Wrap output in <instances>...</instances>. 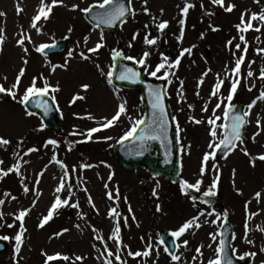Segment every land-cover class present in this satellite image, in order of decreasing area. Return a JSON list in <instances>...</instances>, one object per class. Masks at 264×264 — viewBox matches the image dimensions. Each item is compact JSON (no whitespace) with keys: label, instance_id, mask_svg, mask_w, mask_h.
I'll return each mask as SVG.
<instances>
[{"label":"rangeland","instance_id":"rangeland-1","mask_svg":"<svg viewBox=\"0 0 264 264\" xmlns=\"http://www.w3.org/2000/svg\"><path fill=\"white\" fill-rule=\"evenodd\" d=\"M62 2H64V10H57L58 13L57 11L54 13L55 18H49L44 27H40V34H37L36 30L31 27V20L37 14L40 0H0V12L5 13L4 16H0V29H3L0 33L3 36V43L0 44V85L6 89L11 87L19 70L25 69L15 100L0 93V137L10 141L8 145L0 146V161H3L0 169L7 171L19 165V175L9 172L7 176L0 178V199L5 201L3 205H0V212L3 213V219L0 220V225H2L0 236L14 237L20 225L19 221L14 220V214L30 209L23 221L26 231L23 233V244L19 254L14 251V239L9 240V252L7 255H0V264H45L46 256L57 253L69 259L48 261L47 264H105L108 259L107 254L104 253L105 245L109 251L116 250V244L108 237L117 220L121 228V253L119 255L121 258H126V264H144L149 261L151 254H153L149 261L151 264H173L163 257L161 247L154 243L160 241L162 233L176 231L186 220L196 217L202 209L207 211L215 209L224 213L222 210L228 211V207L230 210L227 214H230V219L235 223L233 245L237 250L236 254L240 256L244 252H255V257L245 259L249 264H264V252L260 251L264 247V199L260 198L259 202L257 200L251 202L249 198H246L254 195L251 193L257 185L256 179L260 183L257 188L259 192L262 189L261 193L264 196V161L256 159L254 168H251L252 158L264 154V100H257L253 106V126L250 128L248 141L241 144L230 155L232 161L227 165L232 170L238 169L236 179L240 177L233 189L229 187L233 185V172H227L226 175L223 162L219 161V167L223 168V184L219 199L217 197L218 200H212L211 197L203 195L211 183L208 162L207 170L202 177L208 178L207 186L201 185L199 192L194 189L188 190L187 198L179 197L180 186H165L162 183L157 187L158 183H151L152 179L148 175L140 172L125 173L120 168L112 154L106 151L109 146L114 147L118 144L119 139L114 135V131L108 134L109 131L103 129L94 133L91 139L86 136L88 129L100 127L105 118H109L115 112L114 108L118 105L115 106L116 98L120 99L127 109L126 115L120 122L121 125L143 117V106L139 95L125 90L121 91L118 97V90L113 88L114 94L112 95L115 99H112L111 93L105 89L107 81L105 74L111 66L110 56L114 50L118 51V46L124 45L127 54H135L134 51H139V44L149 31V38L157 40L155 45L144 44L145 51L150 52L147 60L151 61V70L161 63V53L169 57L171 61L176 59L182 49L191 48V53H185L181 58L182 63L180 62L178 68L171 70L175 72V75H169L168 80L173 82L171 91L174 101L172 103L180 114L178 116L184 131L180 148L189 153L186 164L192 168L190 176L193 172L199 174L202 157L211 149L208 147L211 137L207 136L210 129L207 120L213 117L214 110L215 115L222 112V104L227 97V88L232 82L230 77L232 58L234 59L240 53V50L236 48L231 54L227 52L229 47L227 41L232 40V43H239L237 40L241 33L237 31L235 25L240 23L241 14L246 13L245 19L248 11L261 13L264 11V3L261 2L264 1L259 0L260 3H257L256 0H224L225 6L235 5L231 12H226L224 8L211 3V0H147L146 4L144 0H133L135 15L131 14L132 16L118 35L120 37H114L115 39L108 34L91 32L92 29L85 26L84 19L81 17L80 9L93 2H99V0H87L86 3L81 0H71V7H67L68 0H62ZM48 3L49 1L45 4ZM185 3L194 5L186 16L182 14ZM74 4H79L80 8L72 10ZM18 6L22 9L19 13H17ZM145 7L148 9V18L143 11ZM180 19H185V25L183 38L178 41ZM161 21H168V26L164 29L166 33L159 31L156 27ZM255 22L261 23L259 20ZM145 25H147L146 28ZM212 27L218 30L212 31ZM69 28L72 29L71 32L68 31ZM144 29L145 32H142ZM136 32L140 35V39L138 38V41L134 43L132 37ZM22 33L30 36L32 40V43L25 42L28 48L26 56L17 45V40ZM242 34H247L245 40L252 45V49H255L254 45L258 39L256 34L248 33V31ZM101 35L107 42L106 45L110 43V46H106L102 54H90L88 49L100 42ZM84 36L88 39L87 44L84 43ZM63 37H71L73 41L71 48L63 55L46 58L34 50L41 43L49 44ZM131 42L136 48L134 51L129 47ZM259 49H264V43ZM69 51L73 53L71 57H68ZM81 52L89 59H82ZM256 53L258 54L257 60L254 57ZM256 53H253L255 62L248 69L246 68L245 72L243 71L244 79L241 78L242 75L236 78L239 84L250 82L244 94L248 105L256 100L261 91H264V79L260 78V71L264 69V53H258V51ZM22 57L28 61L26 65L22 62ZM65 60H67L66 66H64ZM56 65L60 67H55V71H52ZM248 71H252L253 76L249 77ZM163 72L162 69L159 74ZM205 72L207 75L203 76ZM217 75L224 83L218 95L213 98L210 94L217 82ZM41 76L43 79H39ZM33 77L38 78L37 87H42L44 80H47L52 87H59V91L49 92L55 97L61 109L63 127L59 133L49 132L44 127L41 129L40 120L28 115L24 105L19 103L24 89L30 85ZM90 77H92L91 80ZM201 79L203 83L198 86V81ZM181 81H183L182 87ZM90 82L94 83L95 93L89 89ZM85 84L89 85L86 90L82 88ZM73 92L79 95L85 92L89 98L84 96V99H78L73 103V97L76 96L72 94ZM221 101V107L218 110L216 104ZM205 105L207 111L202 110ZM110 106L111 110L105 115L106 109ZM88 116L92 119H88ZM190 117L202 120V125L197 126L189 119ZM257 119L260 120L263 128L260 135H256L259 131ZM74 132L75 135H73ZM107 137L111 139H106ZM217 138H220L219 132ZM49 139H55L58 146L45 147ZM30 148H36L37 151L28 153ZM241 149H246L250 155H244ZM54 155L56 160L67 166L68 170L65 188L59 193L55 189L59 186L65 169L53 161ZM213 163L215 162L210 161V165ZM82 165H91V167H81ZM73 167L75 171H72ZM110 170L116 172V181L108 180L107 175ZM197 179L193 176L188 179V182L195 183ZM22 183L29 188L27 194L23 191ZM244 184H246L245 189ZM68 185H71L70 197ZM117 190L118 198L117 194L114 195ZM154 190L156 195L162 194L163 196L155 197ZM240 191L244 195L243 198L240 197ZM5 192L10 193V196L5 197ZM109 192L114 195L112 201L107 200L106 195ZM57 196L61 200H68V203L61 206L54 213L53 219L43 228L38 227L39 221L47 215ZM199 196L204 197L207 203L205 200L200 202ZM89 197H91V202H89ZM193 197L196 199L191 202L190 198ZM214 200L217 201L214 202ZM223 202L226 206L224 205L221 209ZM245 203L247 206L250 205V211L248 208L247 212L245 211ZM72 204H78V207H71ZM157 206L159 209L163 208L164 211L173 213L169 222H159L162 215L155 214ZM112 208L119 213L115 219L109 216V210ZM60 210L64 213L56 216ZM253 213L258 214L253 216ZM125 217H127L126 224L124 223ZM168 218L169 216L165 217V219ZM210 219L209 224H205L198 231L193 228V231L187 233L189 235L180 239L182 249L177 254L180 260L174 264H208L209 259L215 258L214 249L217 243L213 244L209 238L210 233L213 232L211 229L213 219ZM246 221L247 239L253 241L252 244L244 242ZM8 224H14V227L9 228ZM63 229H68V231L63 232ZM58 232L62 234L57 236ZM183 241L188 242L186 246ZM209 244L212 247H209ZM198 247L201 253L196 252ZM128 251L133 253L149 251L150 255L132 257L127 255ZM77 256L82 259L76 260ZM110 259L112 264H119L114 257Z\"/></svg>","mask_w":264,"mask_h":264},{"label":"snow or ice","instance_id":"snow-or-ice-1","mask_svg":"<svg viewBox=\"0 0 264 264\" xmlns=\"http://www.w3.org/2000/svg\"><path fill=\"white\" fill-rule=\"evenodd\" d=\"M256 2L258 3L259 0H256ZM62 4V0H51V4H45V0H40V6L37 9V14L34 15L32 17L31 20V27L33 29L36 30L37 34H40V28L37 26L38 22L41 21V19L43 18V20H48L50 13L52 11V7L56 6L57 4ZM144 3H147V0H144ZM211 3L215 4V5H219L220 7L224 8V11L226 12H231L233 10V8L235 7L234 4H228L227 6H225L224 4V0H211ZM131 5V0H128V3L126 4L124 2V0H99V2L89 5L86 8L80 9V11L88 14V13H92L94 8H99L102 9V12H98L95 15H93L91 18L95 21H98L97 23V27L99 26V24H112L117 20H121L122 18L126 17L128 14H132L133 16L135 15V12L131 9L130 7ZM194 7V5L190 4V3H185L184 7L182 8V14L184 16L187 15L188 11L190 8ZM201 7H203V5H201ZM78 8V5H72V10H76ZM20 11H22V9L18 6L17 7V13H19ZM143 11L145 13H148V9L147 7H145L143 9ZM246 13H242L241 17H240V23L235 25L237 31L239 33H241V35L239 36L240 41L244 44V48L242 50V52L244 54H241L238 58H236L235 60V65L234 68L231 70L232 73L236 76H239L240 70H241V65L244 63L245 60V54L247 53V41L245 40V36L242 34L244 32H247L248 30H255V31H260L259 27H253V21L259 20L262 24H264V11H262L259 14L256 13H252L248 19L247 22H245L244 16ZM5 13L0 12V16H4ZM155 19V18H153ZM179 24H180V36L177 38L178 41L182 40L183 38V34H184V25H185V19H180L179 20ZM168 26V21H161L160 23H158L156 25L157 29L161 32L164 31V29H166ZM145 27H147V25H145ZM218 29L215 27H212V31H217ZM69 32L72 31L71 28L68 29ZM3 32V29H0V33ZM138 33L134 34L132 37V40L134 41L137 37ZM201 37H203V34H201ZM235 39V38H233ZM28 43H32L31 37L26 35V34H21L20 38L17 40V45L21 48V50L24 52L25 56L28 54V48L25 46V42ZM103 36L101 35L100 37V42H98L94 47L89 48L88 52L91 53H95L98 52L100 48H102L103 45ZM3 43V36L0 35V44ZM84 43L87 44V37L84 38ZM157 43L156 38H149L148 35H146L144 37V44L146 45H155ZM228 45H232V40L227 41ZM55 44L49 45L46 43H41L38 46H36L34 48V50L37 53H40L42 55H46L45 50L55 47ZM132 45L129 44V47H131ZM235 48L237 50H241V44L237 43L235 44ZM258 53H264V49H258L257 50ZM185 53H191V48H186V49H182L178 56L176 57L175 60H169V57L165 56L163 53H161V63L157 64L155 69L152 70L150 72V75L153 77H156L157 79H168L169 75H175V72L171 71L172 69H176L178 68L180 62H181V58L185 55ZM72 51L68 52V57L72 56ZM122 53L118 52V51H113L112 54V58L113 60H115L117 57L121 56ZM150 52L149 51H145L142 54V57L139 58L138 60H136V58L132 57V56H125L124 59L127 60H133L136 63H139L143 68L147 69L148 65L146 63L147 58L149 57ZM80 56L82 59H89V57L87 55H85L83 52L80 53ZM22 62L26 65L28 63V61L26 59H24L22 57ZM67 64V60H65V65ZM55 67H60V65H56L53 67L52 71H55ZM97 67H99V65H97ZM250 67V65H249ZM164 70L163 75L162 76H157V73H160L161 70ZM25 74V69L21 68L19 70L18 75L15 78V82L11 85V87L9 88H5L3 85H0V93H4L8 96H10L12 99H16L17 98V92L19 90V86L21 83V78L24 76ZM139 72L133 70L132 68H126L123 71H121L120 75L118 76V79L120 80H131L133 83L137 82V80L139 79ZM203 76L207 75V72L202 74ZM247 75L249 77L253 76V72L252 71H248ZM106 76L108 78V83L111 84L112 83V76H113V71L110 70L106 73ZM260 78L264 79V69H261L260 71ZM5 80L7 79L6 77L4 78ZM37 77H33L31 83L29 86H27L24 89L23 95L20 97L19 99V103L22 105H26L29 102H34L33 98H40V97H44L46 95L49 94V92H57L59 91V87H52L51 85H49V83L47 82V80L43 81V86L42 87H37ZM39 79H43V77H39ZM181 83V87L183 86V81L180 82ZM203 80L201 79L200 81H198V86L199 84H202ZM224 81L222 79L219 78V75H217V82L214 85L212 92H211V96H217L222 85H223ZM239 81L238 80H234L231 83V87L229 90V94L226 97L227 101H232L233 99V94L236 92L237 90V85H238ZM89 87V85L85 84L82 85V88L84 90H86ZM149 96L152 97L151 100V107L153 109V114H152V120L148 123L147 127L143 128L140 133L139 136H136L137 133V129L145 124V121L143 119H137L132 123V127L126 131L124 133L123 136L120 137V140L118 142H123L126 140H129L130 138L136 137V139L141 141V146H140V150L137 151V155H142L143 151H144V141L147 140H151V141H160L161 144H164L167 140H168V114L166 112V108L164 105V95L165 93L161 90V89H153L151 88V86H149V92H148ZM199 93H197L198 95ZM180 95H183V93H180ZM78 99H84L83 96H74L73 97V103L78 100ZM53 102H55V97H52ZM257 100H264V91H261L259 96L256 98V100H253L252 103H250L248 105V109L250 110L256 103ZM221 102H218L216 104V108L219 109L221 107ZM35 107L38 108H43V112L44 115H48L49 112V107L47 105V102L45 101H40L39 103H34ZM191 107V106H190ZM230 109H231V105H229L228 107H226L224 109V113H223V119L225 121V123H221V124H217L216 121L220 120L221 117L220 116H216L215 115V110L213 111V117L208 118L207 120V124L210 125V129H209V136L211 137V140L209 142L208 147L209 148H220L221 146H223V148L225 150H235L237 147V143L236 142H241V129L244 127L245 123H246V118L250 115V111H245L242 114H235L232 115L230 113ZM203 111H207V106L205 105V107L202 109ZM126 113V107L124 103H121L118 106V109L116 111V113L111 117V119H107L105 118L104 123L100 126V127H93L91 129H88L86 132V136L88 139H91L93 134L101 131L103 129H107L109 127L114 126L115 122L119 120L120 116L122 114ZM28 115H33V113L28 112ZM88 119H92L91 116L87 117ZM174 119V118H173ZM192 122L196 123V124H200L203 123L202 120H195L194 118H189ZM257 123V127L259 128L260 126V120L257 119L256 121ZM43 128V125L41 126V129ZM218 129L222 130V138L219 139V141L217 142V136H218ZM176 130H177V142H179V132L181 131L179 125H176ZM76 133L74 132L73 135H75ZM256 135H259V132L256 133ZM106 139H111V137H107ZM10 143L9 140L4 139L2 137H0V146L3 145H8ZM48 145H52L54 147L58 146V142L55 139H49L46 141L45 143V147H47ZM244 152V155L248 156L250 155L246 149H241ZM37 151L36 148H30L28 149V153L30 152H35ZM28 153H25L26 155ZM214 156V153L211 152H206L204 153L202 160H201V167L199 170V175H200V179H197L195 181V183H189L186 180H181L180 181V189L181 192L184 193L185 195H187L186 189H194L195 191L199 192L200 191V186L203 183V179L202 177L204 176L206 170H207V162L209 161L210 158H212ZM53 161H55L57 164L60 165V167L65 169L64 175L60 178V184L59 186L55 189V191L57 193L61 192L64 188H65V184H66V178L68 177V170H67V166L64 165L61 161L56 160L55 155L52 157ZM258 159L260 161H264V154H261L257 157H253L252 158V163L253 166L254 165V161ZM3 161H0V164H2ZM81 167H91V165H82ZM213 168H216L215 163H213L212 165ZM75 167H73L72 171H75ZM9 172H15L17 175H19V165L17 164L16 166L9 168L7 171H5L4 169H0V178H3L5 176H7L9 174ZM42 175V173H41ZM235 176V170H233V177ZM109 179H111V175L109 176ZM220 176L217 170V175L215 176V178L212 180L210 186L207 188L206 191L203 192V195L206 197H213L217 194L216 189L218 186V182H219ZM38 183V181H37ZM22 187H23V191L25 194H27L29 192V188L26 185H23L22 183ZM105 187H107V185H105ZM86 191V189H85ZM68 193H69V197L71 196V185H68ZM153 195H156L155 190L153 191ZM4 196H10V193L5 192ZM261 194L259 192H257L255 194V198L257 199V201L259 202V198H260ZM117 198H118V190H117ZM12 199H15V197H12ZM108 199H113V195L111 192L108 193ZM195 201V197L192 198ZM4 200L0 199V205L4 204ZM89 202H91V197H89ZM68 203V200H61L59 196H57L54 200V202L51 204L47 215H44L42 217V219L39 221L38 227L43 228L50 220L53 219V215L54 213L63 205H66ZM205 203H207V201H205ZM71 207H78V204H72ZM159 206H157V211H159ZM30 211V209H24L19 211L18 214H14V220L15 221H19L20 225H19V231L16 233V235L14 237H9L7 235L4 236H0V240H11L14 239L15 244H14V251L15 253L19 254L22 244H23V233L26 231V229L24 228V217L28 214V212ZM129 211H131V208H129ZM245 211L247 212V203L245 204ZM214 213L213 212H208L207 215L208 216H212ZM258 213H253L252 215H256ZM205 213L203 211L200 212V216H204ZM225 217L227 216V213L224 214ZM109 216L113 217L114 219L116 217L119 216V213L116 212L115 208H112L109 210ZM3 219V213L0 212V220ZM133 219H135V217H133ZM217 219H219V216H217ZM199 217H192L190 220L185 221L176 231L172 232L171 235L173 237L179 238L180 236H182L186 230L190 229V228H199L201 225L198 223ZM212 223H215L216 221L213 220L211 221ZM124 223H127V217L124 218ZM2 226V225H0ZM7 227L12 228L14 227V224H8ZM68 229H63V232H67ZM95 231V229H94ZM120 222L119 220H117L115 227L112 230L111 235L108 237L109 239H112L114 241V243L116 244V252H112L109 251L107 249V246L105 245V252L107 254L108 257H114V259L119 262V264H126V261H121V257L119 255V251H120V247H121V238H120ZM247 232H248V227H247V221L245 222V233H244V242L248 243V244H252L253 241L247 239ZM62 233L58 232L56 233L57 236L61 235ZM212 240L215 242L216 241V235L215 234H210ZM220 235L222 236L223 233H220ZM184 245H187V241H183ZM209 247H212L211 244L208 245ZM126 247V246H125ZM149 248H151V245H149ZM165 251H167V249H165ZM237 250L235 248L232 249V252L235 253ZM261 252H264V247H262L260 249ZM197 253H201V249L198 247L196 249ZM215 252V258L214 259H209L208 264H233V258L231 256H229L226 252V242L224 239H220L219 240V246L215 248L214 250ZM103 255V254H102ZM128 256H132V257H147L150 255L149 251H137L135 253L128 251L127 253ZM256 253L255 252H244L242 255L239 256L240 260H245L246 257H255ZM58 259H62V260H68L69 257L67 256H61L59 253L54 254V255H49L46 256V261L45 264H47L48 261H53V260H58ZM82 258L80 256L76 257V260H81ZM171 259L173 261H179L180 257L177 255H172ZM193 259H195V257H193ZM105 264H112V260L111 259H107L105 261Z\"/></svg>","mask_w":264,"mask_h":264},{"label":"water","instance_id":"water-1","mask_svg":"<svg viewBox=\"0 0 264 264\" xmlns=\"http://www.w3.org/2000/svg\"><path fill=\"white\" fill-rule=\"evenodd\" d=\"M96 11V9H93V11H92V13H88V19L90 20V21H92V22H97L98 23V21H95V20H93L91 17H92V14H93V12H95ZM96 13H94L93 15H95ZM124 20V18H122L121 20H118L117 22L115 21L113 24L114 25H112L113 26V28H111V27H106V26H104V29H113V31H116L117 29H118V25L120 24V22H122ZM64 46H65V43H60L59 44V46L57 47H55V49L54 50H59L60 48L61 49H63L64 48ZM145 95H143V97H144ZM33 101L34 102H29L28 104H26V106H27V108L29 109V111H31L32 113H35V114H39V116L42 118V120H43V123L48 127V128H51V129H55V130H58L59 128H60V124H59V115H58V113H57V111H56V109H55V107L53 106V104H52V102H50L51 100L48 98V97H40V98H33ZM40 101H45V102H47V105H48V107H49V112H48V115H44V112H43V108L41 107V108H38V107H35L34 106V103H39ZM147 120H146V122H145V124L142 126V128H140V129H143V128H145V127H147V125H148V123L151 121V119L152 118H150V116L148 117V115H147ZM150 144H155V143H153V142H151ZM152 168L150 167L149 168V170H151ZM169 170H172V169H169ZM151 171H153V170H151ZM175 176H176V172H175V170L172 172V174H171V177L172 178H175ZM231 241V238L229 237V239H228V242H230ZM3 244V247L5 248L6 247V245L4 244V243H2ZM0 248H2L1 246H0ZM229 256H230V254H229ZM235 264H239V263H235Z\"/></svg>","mask_w":264,"mask_h":264}]
</instances>
